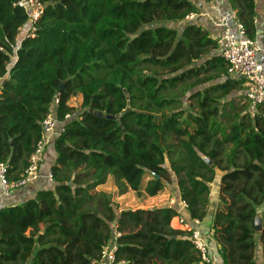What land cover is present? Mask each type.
I'll return each instance as SVG.
<instances>
[{
	"label": "trees",
	"instance_id": "16d2710c",
	"mask_svg": "<svg viewBox=\"0 0 264 264\" xmlns=\"http://www.w3.org/2000/svg\"><path fill=\"white\" fill-rule=\"evenodd\" d=\"M35 1L43 14L25 37L18 0H0V163L8 181L27 169L50 112L64 132L53 143L51 188L0 209V264H95L111 243L117 263L201 264L189 234L171 225L178 205L115 212L111 194L96 190L109 180L120 196L153 198L175 185L185 219L212 215L221 264H256L257 241L264 249V105L234 96L244 82L227 76L207 32L175 27L198 7ZM226 1L254 38V0Z\"/></svg>",
	"mask_w": 264,
	"mask_h": 264
},
{
	"label": "built area",
	"instance_id": "2783aa9c",
	"mask_svg": "<svg viewBox=\"0 0 264 264\" xmlns=\"http://www.w3.org/2000/svg\"><path fill=\"white\" fill-rule=\"evenodd\" d=\"M17 6L22 8L28 17L27 28L23 34L25 37H33L35 32L34 24L43 14V5L35 0H18ZM193 14L187 19H192ZM214 24L221 30L220 39L217 42L218 51L227 66V76L244 82V95L248 103L253 107L264 105V66L259 57L264 53V20H254L256 33L254 38H248L243 27L237 23L235 15L224 14L215 10ZM230 23L234 24L232 29ZM58 103L55 100L54 105ZM66 116L65 119H68ZM42 139L37 144L34 153L30 156L29 165L19 180L9 182L7 179L8 167L0 163V188L3 194L12 189H18L29 185L39 179V162L49 138H58L63 132V126L50 112L41 124ZM52 182V175L49 172L46 176ZM175 202L171 201L169 207H174ZM178 216L171 225L189 234V240L197 251L201 264H213L209 246L202 235L199 221H188L185 219L186 204L183 201L178 203ZM118 235H116L117 237ZM117 246L111 243L106 246L100 254V259L95 264H123L116 261Z\"/></svg>",
	"mask_w": 264,
	"mask_h": 264
},
{
	"label": "crops",
	"instance_id": "0c3cea01",
	"mask_svg": "<svg viewBox=\"0 0 264 264\" xmlns=\"http://www.w3.org/2000/svg\"><path fill=\"white\" fill-rule=\"evenodd\" d=\"M192 2L198 7L197 13L193 14L194 17L192 19H186L185 22L181 24H177V26L181 27V26H185L186 24L197 25L201 28L202 31L207 32L217 44L221 36V30L217 28L214 24L213 17L215 10H219L224 14L226 13L230 15H236L235 12L231 10L226 0H192ZM254 4H255L256 20L261 22L264 20V0H254ZM230 25L232 29L235 28L234 24L232 25L230 23ZM218 49H217V53L218 55H220ZM259 59L264 66V53L260 55ZM240 95L244 96V91L242 93H237L234 96L236 97ZM53 110L54 108L52 109V111ZM54 141H55L54 138H49V140L46 143L44 152L39 162V179H37L36 181L30 183L25 187L12 189L6 194H3L0 188V209L22 205L26 201L34 199L39 191L51 188L52 182H49L46 176L50 172V168L54 164L56 158L53 147ZM217 184H218V180L217 183L212 184L210 186L211 194L213 196L217 195L216 192ZM173 189L175 190L171 191L172 194L164 193L163 198L160 195H157L156 197L153 198L148 197V200L150 201L149 203H154L157 200L159 201L158 203H156V205L142 207V209H151L154 207H161L165 205L170 206L171 201L175 202L174 206L178 205L180 201L179 192L175 185L173 186ZM101 191L105 192L103 190ZM163 192H166V189ZM212 211L213 208L211 212ZM211 222H212V215H209L203 222H201L199 229L201 230L202 235L205 237L206 241L208 242L207 244L210 249L213 264H221V259L218 255L215 243L211 238V226H212ZM172 223L174 224V221ZM255 263L264 264V249L261 246L260 241H257V246L255 250Z\"/></svg>",
	"mask_w": 264,
	"mask_h": 264
},
{
	"label": "rangeland",
	"instance_id": "374dc122",
	"mask_svg": "<svg viewBox=\"0 0 264 264\" xmlns=\"http://www.w3.org/2000/svg\"><path fill=\"white\" fill-rule=\"evenodd\" d=\"M183 27L184 26H181V27L177 26L176 28L181 30V28H183ZM80 102H81L80 97H76V98L71 100L72 105L74 107H77V108L79 107ZM146 181H147V178H145L144 182H146ZM170 186L172 187V185H170ZM96 190L97 191L103 190V191L111 194V202L113 205V210L115 212L126 211V210L133 211V210L140 209L142 207L156 205V203H158V201H159V200H157L154 203H149L150 201L148 200V197H145L144 195H137L136 193H133L130 191L128 193L120 196L116 193V188L113 186V183L111 180L108 181L105 185L98 187ZM171 191H174V190H172V188H170V187H167L166 192H161L159 195L162 196V198H163L164 193L172 194ZM160 205H163V204H160Z\"/></svg>",
	"mask_w": 264,
	"mask_h": 264
},
{
	"label": "water",
	"instance_id": "95a60500",
	"mask_svg": "<svg viewBox=\"0 0 264 264\" xmlns=\"http://www.w3.org/2000/svg\"><path fill=\"white\" fill-rule=\"evenodd\" d=\"M63 85V84H62ZM62 88V86L60 87ZM99 116V114H98ZM203 161L208 165V166H211L212 165V162L208 161L206 158H203ZM156 179H158V177L156 176ZM68 186H71V183H68ZM261 212V210H258V215L255 217L254 219V231L256 233H260L262 231V225H261V222H262V218L261 216L259 215V213Z\"/></svg>",
	"mask_w": 264,
	"mask_h": 264
}]
</instances>
